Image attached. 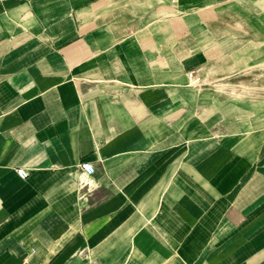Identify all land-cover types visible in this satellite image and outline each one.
<instances>
[{
  "label": "crops",
  "instance_id": "crops-1",
  "mask_svg": "<svg viewBox=\"0 0 264 264\" xmlns=\"http://www.w3.org/2000/svg\"><path fill=\"white\" fill-rule=\"evenodd\" d=\"M93 1L0 0V264H264L263 130L189 138L199 52Z\"/></svg>",
  "mask_w": 264,
  "mask_h": 264
},
{
  "label": "rangeland",
  "instance_id": "rangeland-1",
  "mask_svg": "<svg viewBox=\"0 0 264 264\" xmlns=\"http://www.w3.org/2000/svg\"><path fill=\"white\" fill-rule=\"evenodd\" d=\"M100 1L104 0L93 1L85 8L96 5ZM127 1L123 0L122 4ZM139 1L149 5V1H151L154 6L150 5L148 10L158 11L164 7H169L171 11L179 13V18L185 17V20L171 21V19L168 22L169 24L177 23L184 25V28L172 30L173 33L178 32L180 36L179 38L174 37L169 40V54H176L175 52H171V50L179 48V56L187 60L190 55L192 56L193 52L199 53H195L196 55L193 57V60L197 61L196 67L188 69L187 72L181 71L178 75L179 77L184 75L197 76L200 69L206 64L220 62L225 57L240 50L242 46L244 47L250 44L252 40H255V42L259 43L257 49L245 52V55L236 52V57H246V59L237 64L231 62L230 65L225 67L221 77H232L231 80L235 84H238L242 80L250 84L260 80L261 84L264 85V4L262 2L257 4V0H241V2L238 0ZM137 7L141 11L147 9L144 4H138ZM218 14L222 17L217 21L215 27L230 32V34L220 38L216 36L211 25L207 23L210 17L215 18ZM130 17L133 16L124 12L118 18H120L121 23L124 24L126 22V24H129L127 27H131L130 34H133L135 29V32H137L138 28L141 27L142 31L139 32H143V35L139 36L144 38L143 40L152 42V45H155L154 39H160L161 36L157 30L148 28V23L144 17ZM134 25L135 28L133 27ZM165 34L169 35L166 32ZM256 39L259 40L257 41ZM153 48H158V46L155 45ZM170 59L177 62L180 57L177 58L176 55H173ZM193 60L191 57L190 61ZM216 82L215 80L211 83H202L201 87L206 89L214 88L217 84ZM175 83L186 90L185 131L186 134L188 133L189 138L211 134L206 125L209 128L211 127V129H215L216 133L222 135L226 130V124L229 126L228 129H233L234 131L240 129L241 126L242 128H246V125L262 129L264 136V105L261 106L260 103L250 101L249 99L238 101L230 96L209 97L198 89H191L186 83L180 84L178 77L175 78ZM261 92L264 93V90H261ZM210 113L213 114V118L207 120L206 118ZM242 114H244L246 119H240L242 118ZM230 118L233 119L230 120Z\"/></svg>",
  "mask_w": 264,
  "mask_h": 264
},
{
  "label": "bare ground",
  "instance_id": "bare-ground-1",
  "mask_svg": "<svg viewBox=\"0 0 264 264\" xmlns=\"http://www.w3.org/2000/svg\"><path fill=\"white\" fill-rule=\"evenodd\" d=\"M122 1L123 0H104V1H100L99 3L91 7L78 10L76 14L77 20L80 24L83 23L86 24L91 18L92 19L94 18L96 20L94 26L96 27L98 26L97 25L98 19H100L103 22H107L113 18H118L120 14L127 12L136 18L144 17L148 23L147 27L148 28L150 27L151 30L156 29L159 35L164 34L165 32L168 33L169 34L168 40L174 37L179 38L180 34L178 32L173 33L172 30L174 29L177 30L178 28H184V25L177 23H171V24L168 23L169 20L171 19H172L171 21L185 20V17H181V18L178 17L179 14L178 12L171 11V8L169 7H164L158 11L148 10V8H150V5L154 6L151 1H149L150 5L147 3H142L139 0H128L124 4H122ZM238 1L241 2V0ZM261 2L264 4V0L256 1L257 4H260ZM138 4H144L147 9L145 11H141L137 7ZM221 17L222 16L218 14L215 18L210 17V19L207 21V23L211 25L216 36L219 38L230 34L229 31H224L221 28L215 27V24ZM124 25L125 23L124 24L121 23L120 25L112 27V29L115 32H122L124 30ZM82 29L84 28L82 27ZM139 31H142L141 27L138 28L137 32ZM138 35L140 36L143 35V32H139ZM40 37L43 38V35H41ZM257 47H258V43L252 41L249 45H247V47L245 46L236 52L240 53L241 55H245L248 51L251 50L255 51ZM236 52L225 57L220 62L206 64L200 69L199 74L197 76H193V75L192 76L184 75L181 77L178 76L179 83L180 84L186 83L187 85H189L191 89L193 90L198 89L199 91L203 92L204 94H206V96L209 97L230 96L238 101H244L246 99H249L250 101L260 103L261 106L264 105V93L261 92V90H264V85L261 84L260 80H257L252 84H250L245 80H242L239 81L238 84H235L231 80L232 77H224V78L221 77L222 72L225 70V67L227 65H230L231 62L237 64L238 62L246 59V57H242V58L236 57ZM215 80L217 81L216 82L217 84L214 86V88L206 89L201 87L202 83H206V82L211 83L212 81Z\"/></svg>",
  "mask_w": 264,
  "mask_h": 264
},
{
  "label": "built area",
  "instance_id": "built-area-1",
  "mask_svg": "<svg viewBox=\"0 0 264 264\" xmlns=\"http://www.w3.org/2000/svg\"><path fill=\"white\" fill-rule=\"evenodd\" d=\"M86 164H91L92 167H93V169H94V171H92L91 173H89V172L87 171V169L85 168V165H86ZM80 170L83 172V175L86 176V177H92V176H94V174L96 173V168H95V166H94L92 163H85V164H83V165L81 166ZM18 172H19V175L21 176V178H23V179H27V178H28V172H27L26 170H24V169H19Z\"/></svg>",
  "mask_w": 264,
  "mask_h": 264
},
{
  "label": "clouds",
  "instance_id": "clouds-1",
  "mask_svg": "<svg viewBox=\"0 0 264 264\" xmlns=\"http://www.w3.org/2000/svg\"><path fill=\"white\" fill-rule=\"evenodd\" d=\"M85 168L87 169V171H88L89 173H91L92 171H94V169H93V167H92L91 164H86V165H85ZM81 179H84V177L81 176Z\"/></svg>",
  "mask_w": 264,
  "mask_h": 264
}]
</instances>
